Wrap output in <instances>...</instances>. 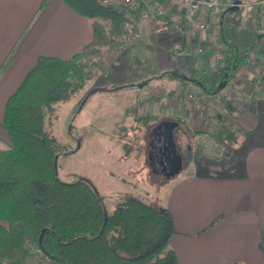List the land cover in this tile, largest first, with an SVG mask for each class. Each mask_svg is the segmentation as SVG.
Returning <instances> with one entry per match:
<instances>
[{
  "label": "trees",
  "instance_id": "obj_1",
  "mask_svg": "<svg viewBox=\"0 0 264 264\" xmlns=\"http://www.w3.org/2000/svg\"><path fill=\"white\" fill-rule=\"evenodd\" d=\"M61 1L92 19V39L67 59L38 57L5 103L0 125L11 146L0 151V264H28L36 255L55 264H178L169 246L175 229L166 207L128 194L121 195L108 212L104 197L90 181H64L59 176L57 158L66 147L49 132V117L58 102L71 98L96 69L103 68L101 46L117 48L114 36L129 35L122 7L98 0ZM235 10L221 6V20L225 11ZM145 11L140 4L135 14ZM158 24L166 27L172 22L164 16ZM221 41L223 57L210 73L196 69L190 76L170 71L167 76L193 84L197 92L192 96L214 97L248 58L247 47L240 48L224 35ZM156 98L160 99L158 95L149 99ZM129 108L134 121L142 124L159 118L141 117L135 105ZM173 120L183 126L178 117ZM219 133H224L227 143L236 139L228 130Z\"/></svg>",
  "mask_w": 264,
  "mask_h": 264
},
{
  "label": "crops",
  "instance_id": "obj_2",
  "mask_svg": "<svg viewBox=\"0 0 264 264\" xmlns=\"http://www.w3.org/2000/svg\"><path fill=\"white\" fill-rule=\"evenodd\" d=\"M43 1H46L44 6ZM153 6V11L147 10L141 15L159 23L168 16L172 22L168 29L176 31L173 25L179 28L172 49H165L164 53L155 56L159 72L180 67L177 60L175 62L169 56L176 50L180 54L186 51L196 54L200 70L210 73L218 63L214 56L216 43L222 35L234 40L240 48L258 49L254 28L247 21L248 13H254L252 9L251 12L240 10L234 24L226 23L227 20L220 23L222 35L221 29L219 35H214L212 28L197 33L192 43L200 42L201 50L198 51L190 45L191 41L182 29L189 28V19L196 18L200 12L189 13L174 0H155ZM158 8H163L164 12L158 13ZM91 39L92 19L77 14L61 0H0V122L8 97L38 57L67 59ZM257 54L259 62L249 64L255 65V73L249 75L248 65L244 63L239 70L243 77L230 83V89L235 91L232 97L224 94V100L207 99V114L211 115L215 106L224 113L231 105L239 103L243 94L250 96L229 130L236 138L229 144L230 158L225 161L215 156L194 157L192 163H196L197 172L170 177L159 190L161 193L157 192L155 199H151L171 213L175 232L169 239V246L174 250L178 264H264V89L257 82L259 78L264 79V62L261 54ZM160 80V84H166L172 90V100H178L176 96L182 97L180 81L169 78L167 73ZM183 83L191 86V83ZM141 94L135 105L139 100L151 102L150 97ZM153 100L161 102V98ZM182 100L187 101L185 96L179 101ZM220 101L225 105H218ZM188 106L180 109L177 116L185 125V133H192L197 141L203 142L201 138L206 135L203 130L207 127H194L196 122ZM194 130L201 133L191 132ZM210 130L215 132L216 138L224 134L219 133L222 130L217 127H210ZM10 146L8 133L0 125V151Z\"/></svg>",
  "mask_w": 264,
  "mask_h": 264
},
{
  "label": "rangeland",
  "instance_id": "obj_3",
  "mask_svg": "<svg viewBox=\"0 0 264 264\" xmlns=\"http://www.w3.org/2000/svg\"><path fill=\"white\" fill-rule=\"evenodd\" d=\"M239 1L243 4L239 9L233 12H224L226 23L234 24L235 18L237 19L240 15V10L247 9L251 12L252 9L253 12H256L259 9L258 0ZM143 4L146 11L154 10L152 1ZM139 7L140 4L127 6L129 12H134V14H131L132 21H128L130 24L124 23L129 35L114 36L118 43L115 46L118 47L101 46L102 56L105 59L103 64H106L104 66L106 68L96 69L94 76L78 92L68 100L55 105L54 112L49 117V132L66 147V151L60 152L57 158L60 178L64 181H73L79 178L90 181L104 197V204L108 212L112 211L121 195L133 194L151 202L155 199V195H158L157 192L163 187L162 185L170 180L166 178V175L163 176L159 172L153 171L148 163L147 132L151 127H155L160 119L171 118L173 120L178 117L180 109L185 108L187 104L190 105L188 108L193 115H191L193 121L196 122L194 127H207L205 128L207 130H203V134L206 135L201 138L202 142L197 141L192 133L186 134L184 128L175 129V144L182 157V168L179 173L189 175L197 172L196 163H192V161L195 162L194 157L204 159L215 156L226 161L231 156L230 143H226L225 136L216 138L215 132L210 130V127L228 131L232 129L233 120L228 118L229 110L223 113L218 106H215L212 108V114L209 115L207 114V99L202 100L198 96H192L189 101L172 100L170 94L172 90H169L166 84H160V77L169 71L190 76L192 70H200L196 63V54H188L187 51L180 54L179 51L174 50V53H170L169 56L175 62L177 60L180 67L157 71L155 56L160 52L164 53L165 49H172L177 40L179 28L173 25L177 30L172 31V29H168V26L164 28L159 26L157 20L142 15L137 16L135 13ZM230 13L233 17H228ZM253 14L248 13L247 15V21L252 29L251 17ZM105 25L108 31L109 26ZM228 26L233 28V25ZM183 28V32L191 41L190 45L197 47L200 42L192 43L195 34H192L187 27ZM257 55L254 52L255 62H259ZM254 68L255 65L251 67L248 64L249 75L255 73ZM242 77L241 73L238 79ZM234 79L235 76L223 91L229 97L235 93L230 89V83ZM181 85L182 91L179 93L182 97L196 94L197 89L193 84L189 86L181 82ZM140 93L146 97L158 95L161 102L151 99V102L144 101L143 104L135 105L134 102ZM224 96L219 99L222 100ZM196 104L198 107H195ZM132 105L136 106L141 117L146 114H155L160 117L147 124L134 121V114L131 110L129 111V107ZM218 105L222 107L225 104L220 101ZM191 132L201 133L200 130ZM204 162L202 161L203 164H205ZM28 264L55 263L36 255L28 260Z\"/></svg>",
  "mask_w": 264,
  "mask_h": 264
},
{
  "label": "built area",
  "instance_id": "obj_4",
  "mask_svg": "<svg viewBox=\"0 0 264 264\" xmlns=\"http://www.w3.org/2000/svg\"><path fill=\"white\" fill-rule=\"evenodd\" d=\"M101 4L106 5V6H118L122 7V10L124 12V16L129 20L132 21V15L130 14V10L127 9V6H131L132 4H141L142 3H152L155 0H98ZM177 1L181 5V7H184L187 9L189 13H194V12H200L199 15L196 16V18H191L189 19V31L192 32V34H197L199 32H204L208 28H212V32L215 35H219V29H220V8L221 6L224 7H236L239 9V7L243 6V4L239 2H234L232 1H226L223 2L222 0H174ZM259 2V9L254 12V14L251 17V24L253 25L254 28V34L256 37V43L258 45V49L256 50H251L248 52V58L246 60V64H250V62H255L254 61V52L260 53L261 54V59L262 62H264V0H258ZM158 13H163L164 9L163 8H158ZM204 13V14H203ZM129 23V22H128ZM130 24V23H129ZM218 39H220L218 37ZM196 50L200 51L201 48L198 45L197 47H194ZM223 42L219 40L216 43V52H215V60L222 59L223 54L222 50L224 49ZM101 51V60H103V63L105 62L104 56H102V50ZM264 66V65H263ZM241 74V71H238L235 74V79L236 81L238 79V76ZM259 84H261V87L264 89V79H258ZM229 85V83L223 87L214 97L215 98H222L224 96L223 91L225 88ZM196 97V96H194ZM178 100H181L182 97H177ZM192 98V95H187L185 96L186 100H189ZM201 98V97H198ZM202 99V98H201ZM202 100H205L204 98ZM250 100V96L247 94H243L240 98L239 103L235 104L234 107L229 108V114L228 118L233 120L234 118H237L241 111L244 108V105L247 104ZM195 107H198L196 104Z\"/></svg>",
  "mask_w": 264,
  "mask_h": 264
},
{
  "label": "flooded vegetation",
  "instance_id": "obj_5",
  "mask_svg": "<svg viewBox=\"0 0 264 264\" xmlns=\"http://www.w3.org/2000/svg\"><path fill=\"white\" fill-rule=\"evenodd\" d=\"M176 128H182V125L171 118H166L160 119L155 127H151L147 132L148 163L153 171L163 176L177 166L178 157L181 156L175 144L174 131ZM187 146L190 147L188 144Z\"/></svg>",
  "mask_w": 264,
  "mask_h": 264
},
{
  "label": "water",
  "instance_id": "obj_6",
  "mask_svg": "<svg viewBox=\"0 0 264 264\" xmlns=\"http://www.w3.org/2000/svg\"><path fill=\"white\" fill-rule=\"evenodd\" d=\"M234 2H239V0H234ZM230 9H237L236 7H231ZM182 168V160L181 156L178 157V163L177 166L170 171V173L166 174V178L169 179L170 177H173L174 175L178 174L181 171Z\"/></svg>",
  "mask_w": 264,
  "mask_h": 264
}]
</instances>
